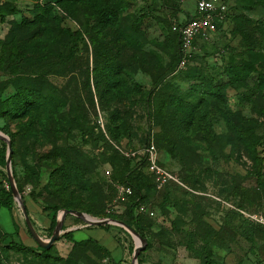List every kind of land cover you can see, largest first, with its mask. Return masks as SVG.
<instances>
[{"label": "rangeland", "instance_id": "obj_1", "mask_svg": "<svg viewBox=\"0 0 264 264\" xmlns=\"http://www.w3.org/2000/svg\"><path fill=\"white\" fill-rule=\"evenodd\" d=\"M195 4L0 0V131L25 199L0 209V264H133L137 242L127 228L71 213L45 256L24 210L46 242L65 209L135 226L137 210L121 190L138 171L152 175L137 189L155 212L135 227L146 241L141 264H264V88L229 87L226 103L204 93L231 65L256 59L264 71V0H229L249 21H229L187 50L173 32ZM98 6L111 16L107 26L96 27ZM66 27L81 33L74 52ZM27 96L33 102L19 112ZM151 143L178 181L161 185ZM3 152L0 186L12 189L0 138Z\"/></svg>", "mask_w": 264, "mask_h": 264}, {"label": "trees", "instance_id": "obj_2", "mask_svg": "<svg viewBox=\"0 0 264 264\" xmlns=\"http://www.w3.org/2000/svg\"><path fill=\"white\" fill-rule=\"evenodd\" d=\"M71 4H76L77 2H80L82 0H66ZM228 4H229V0H227ZM239 6L238 5H234L231 6L229 4V18L227 19V23L230 21L231 25L232 23H234L235 21H237V23H241L244 19L248 20L249 19L243 15L244 13L242 11L238 10ZM0 11H1V7H0ZM95 14L98 16V23L96 25V27H99L100 24H102L103 26H107L110 22H111V16L110 14H108V12L103 9V7L98 6L95 8ZM188 19L186 18L184 21H181L179 23H177L178 25L185 23ZM227 26V24H226ZM226 26L223 23H218V29L217 31H221L224 30L226 28ZM216 31V32H217ZM64 32L67 34V36L69 37L70 41H71V50L72 52H74V49L78 46V42L81 39V33L79 31L76 30H72L69 27H66L64 29ZM174 36L176 37L178 44L181 45V38H180V34L178 31H174L173 32ZM210 34V33H209ZM208 35V34H206ZM205 35L200 34L196 39L201 38ZM183 56L186 55H180L178 58V64L179 65L181 59L183 58ZM187 57V56H186ZM252 62V63H251ZM249 63H243L241 66H237V65H231L229 67H227L224 72H226V79H223V82H221L222 80H219L220 83H218L217 85H214L212 83V81H209L208 83H206L204 85L205 87V91L204 93L207 94L208 96H210L211 98H213L214 100L220 102V103H226L227 101V97H226V89H228L229 87H236L239 85H245V86H256V87H263L264 88V71L260 70L257 66H256V59L252 60ZM245 64V66H244ZM115 70H118L119 67L116 66L114 68ZM134 84V83H133ZM135 87H137L136 84H134ZM139 90V88H138ZM40 97V96H39ZM38 97V101H37V107L43 106L44 104V100L42 98ZM23 103H18L16 110H18L19 112H25L28 110V106L31 102H33L34 97L31 96H27V97H22L21 98ZM240 138L247 144V148L249 149H253L254 148V144L252 142H250L246 137H242L241 135H239ZM0 160L1 162L5 163L6 161V155L5 152L0 154ZM152 175H148L146 172L144 171H138L133 175H130L126 181V183L124 184V186H130L133 190V193L131 195H127L126 197L129 198L132 202V206L133 211L134 209L137 210L136 212V224L134 226V224H129L131 227H133L134 229H136L135 227H137L139 230H141L140 227V219H142L141 217L145 218L148 217L149 215L146 213H141L139 212V206L140 205H146V197L144 196V194H142L140 191V189H137L141 186V180L145 181V180H152ZM173 181H169L168 184H172ZM149 186H152L153 189H155V182L153 181V183H151ZM22 201L23 203H25V199L24 197H22ZM14 205V195H13V191L12 189H7L6 187H2L0 186V209L1 208H8L9 210H12ZM55 210H57V207H54ZM57 225V214H54V216L52 217L51 220V227H54ZM72 232L69 231L67 233H65V236H71ZM11 246H13L16 249L19 250H25V251H29V250H33V247L25 245L24 243H17L15 241H11ZM38 249L41 251V254L45 255V256H49V252H50V248L46 249L40 245H38ZM113 264H120L119 262L113 261ZM139 264H141V262L139 261Z\"/></svg>", "mask_w": 264, "mask_h": 264}, {"label": "built area", "instance_id": "obj_3", "mask_svg": "<svg viewBox=\"0 0 264 264\" xmlns=\"http://www.w3.org/2000/svg\"><path fill=\"white\" fill-rule=\"evenodd\" d=\"M229 18V4L227 0H196L195 11L190 18L180 25H176L174 29L179 32L182 46L189 50L193 41L200 35L215 33L218 29V23L227 24ZM188 60L186 56L181 59L178 68H184ZM147 151L149 153V161L152 171L157 174L161 185L169 181H178L169 171L163 169L157 163L156 146L149 144ZM122 194L127 196L133 193L130 186H123ZM139 212L154 216L155 212L146 205L139 206Z\"/></svg>", "mask_w": 264, "mask_h": 264}, {"label": "water", "instance_id": "obj_4", "mask_svg": "<svg viewBox=\"0 0 264 264\" xmlns=\"http://www.w3.org/2000/svg\"><path fill=\"white\" fill-rule=\"evenodd\" d=\"M0 138L5 139L8 142L7 164H8L9 179H10V184L12 187L13 194H14L15 198L17 197L18 200L23 203L21 196L19 194V191H18V189L15 185V182L13 180V176H12V171H11L12 146H11L10 139L2 131H0ZM24 211H25V217H26L30 232L32 233L33 237L41 244V246L46 248V249H49L51 247V245L58 238L59 231L61 230L63 222H64V218L69 213L80 216L83 219H85L86 221H88L90 223H94L96 225L104 224V223H113V224H117V225H120V226L127 228L132 233V235L134 236V238L137 242V246H136L135 251H134V263L133 264H139V261H138L139 253L141 250H143L146 247V241L144 240V238L130 225H128V224H126L120 220H116V219H98V218H95V217H93L87 213H83V212L73 210V209H65L64 211H62L61 212V213H63L62 219L60 218L61 213L59 214L56 230L52 234L51 238L46 242V241H43L39 237V235L36 233L35 229L33 228L27 210L25 209Z\"/></svg>", "mask_w": 264, "mask_h": 264}, {"label": "bare ground", "instance_id": "obj_5", "mask_svg": "<svg viewBox=\"0 0 264 264\" xmlns=\"http://www.w3.org/2000/svg\"><path fill=\"white\" fill-rule=\"evenodd\" d=\"M62 217H63V213L60 214V218H61V219H62Z\"/></svg>", "mask_w": 264, "mask_h": 264}]
</instances>
